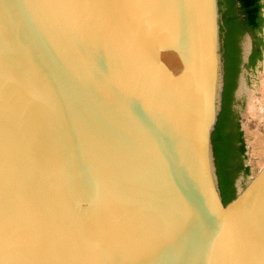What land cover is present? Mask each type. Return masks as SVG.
<instances>
[{
  "label": "water",
  "instance_id": "95a60500",
  "mask_svg": "<svg viewBox=\"0 0 264 264\" xmlns=\"http://www.w3.org/2000/svg\"><path fill=\"white\" fill-rule=\"evenodd\" d=\"M223 66L219 0H0V264H264V165L219 189Z\"/></svg>",
  "mask_w": 264,
  "mask_h": 264
},
{
  "label": "trees",
  "instance_id": "16d2710c",
  "mask_svg": "<svg viewBox=\"0 0 264 264\" xmlns=\"http://www.w3.org/2000/svg\"><path fill=\"white\" fill-rule=\"evenodd\" d=\"M263 0H219L221 13L224 87L221 111L212 143L222 202L228 205L237 196L235 181L240 174L250 172L244 163L245 141L240 129L234 92L242 65L241 38L249 33L253 38L252 52L247 66L255 67L262 59L264 40Z\"/></svg>",
  "mask_w": 264,
  "mask_h": 264
},
{
  "label": "rangeland",
  "instance_id": "374dc122",
  "mask_svg": "<svg viewBox=\"0 0 264 264\" xmlns=\"http://www.w3.org/2000/svg\"><path fill=\"white\" fill-rule=\"evenodd\" d=\"M251 38L252 37L249 33L244 34L241 38L240 46L243 61L235 91V109L240 120L245 141L246 151L244 155V163L250 169L247 176L240 174L237 177L235 186L238 192L246 187V185L255 177L264 165V144L261 146L258 145V142L256 141L257 138L253 133L255 129V122L249 118L251 116L247 113L249 94H253L255 97L260 96L259 89L262 86V79L264 75V48L262 59L255 67H248L247 61L249 54L246 56V53L249 51L251 46Z\"/></svg>",
  "mask_w": 264,
  "mask_h": 264
},
{
  "label": "bare ground",
  "instance_id": "6f19581e",
  "mask_svg": "<svg viewBox=\"0 0 264 264\" xmlns=\"http://www.w3.org/2000/svg\"><path fill=\"white\" fill-rule=\"evenodd\" d=\"M259 92V97H255L253 96V94H249V99L247 98V113L251 116L249 118H251L255 122V129L253 133L257 138L256 141L258 142V145L261 146L264 144V75L262 79V86L259 89Z\"/></svg>",
  "mask_w": 264,
  "mask_h": 264
},
{
  "label": "flooded vegetation",
  "instance_id": "af4514ba",
  "mask_svg": "<svg viewBox=\"0 0 264 264\" xmlns=\"http://www.w3.org/2000/svg\"><path fill=\"white\" fill-rule=\"evenodd\" d=\"M251 35V34H250ZM252 37V36H251ZM252 39V42H251V46H250V52H249V55H248V59H249V56L252 52V46H253V38ZM248 62V61H247ZM236 91V90H235ZM234 98H235V92H234ZM233 108L235 109V104L233 105ZM236 110V109H235ZM239 123H240V120H239ZM240 129H241V125H240ZM242 130V129H241ZM244 137V136H243Z\"/></svg>",
  "mask_w": 264,
  "mask_h": 264
}]
</instances>
